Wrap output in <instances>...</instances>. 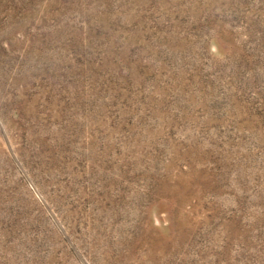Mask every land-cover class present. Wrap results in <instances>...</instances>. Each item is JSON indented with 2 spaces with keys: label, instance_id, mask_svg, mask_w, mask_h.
Masks as SVG:
<instances>
[{
  "label": "rangeland",
  "instance_id": "rangeland-1",
  "mask_svg": "<svg viewBox=\"0 0 264 264\" xmlns=\"http://www.w3.org/2000/svg\"><path fill=\"white\" fill-rule=\"evenodd\" d=\"M0 264H264V0H0Z\"/></svg>",
  "mask_w": 264,
  "mask_h": 264
}]
</instances>
